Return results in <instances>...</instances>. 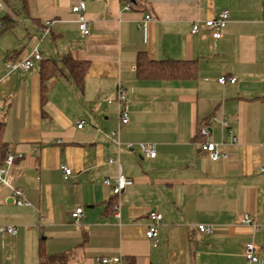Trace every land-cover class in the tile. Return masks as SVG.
I'll return each mask as SVG.
<instances>
[{
	"label": "crops",
	"instance_id": "1",
	"mask_svg": "<svg viewBox=\"0 0 264 264\" xmlns=\"http://www.w3.org/2000/svg\"><path fill=\"white\" fill-rule=\"evenodd\" d=\"M77 1L8 0L0 16L13 20L0 34V140L7 152L23 154L11 178L28 202L16 203L13 188L0 184V225L18 229L0 232V264H41V251L64 254L58 264H102L98 259L116 255L131 264H249V241L260 248L256 264H264V0H84L85 37L71 8ZM225 8L230 17L220 38L206 27L191 32L195 21ZM146 14L153 18L145 38ZM36 46L43 61L6 68V60L32 57ZM141 55L193 61L196 74L140 77ZM65 56L84 64L83 88ZM45 61L58 70L43 102ZM221 76L236 81L222 84ZM119 84L130 107L126 124L118 116ZM207 139L228 158L212 160L201 145ZM129 142L154 143L157 154L127 149ZM63 165L72 169L68 178ZM120 169L133 183L117 196V217L104 181ZM79 206L75 223L71 210ZM155 209L163 215L157 245L146 237ZM244 213L258 230L241 223ZM199 224L214 230L204 233Z\"/></svg>",
	"mask_w": 264,
	"mask_h": 264
},
{
	"label": "built area",
	"instance_id": "2",
	"mask_svg": "<svg viewBox=\"0 0 264 264\" xmlns=\"http://www.w3.org/2000/svg\"><path fill=\"white\" fill-rule=\"evenodd\" d=\"M0 7H4V3L2 0H0ZM72 11L77 14L78 17V25L80 34L85 37L90 34V27H89V19L86 15L87 5L84 0H78L76 3L72 5ZM126 8H130V4L126 6ZM230 17V10L228 8L222 9L221 11H218L215 13V15L211 18H208L204 21L197 20L193 23L191 32L197 33L202 27L208 28L212 36L215 39L220 38L223 35V30L227 26L228 20ZM151 14H146L145 17L141 20V27L143 28L145 38L147 33V27L149 21L152 19ZM51 20L45 21V31L49 30V27L51 25ZM44 59L43 54L38 49V47H34L32 50V57H24L22 59L18 60H6L5 66L9 70H29L33 65L34 61H42ZM228 80L231 82H235V77L228 78L227 76H221L218 78V81L222 84H225ZM117 100H118V116L120 118L121 123L126 124L129 122L130 119V107L127 99V93L125 88L119 84L117 87ZM214 119H217L214 117ZM85 124L84 120H81L78 122V127L82 128ZM223 124L227 127L230 134L232 135V141L236 142L237 137L233 134V131L230 127L229 120H223ZM201 134L205 137H208L210 134V127L204 126L201 128ZM118 136V132L114 131L111 133V137L115 138ZM117 145L119 148H121L123 145L122 143L117 140ZM202 149L206 151L209 155V157L212 160H224L228 158V154L222 150H220L217 146V144L214 141H211L209 139L205 140L201 143ZM125 147L127 149H135L136 147L139 148L142 155H145L147 157H155L157 154L156 151V145L151 142H129L125 144ZM23 154L21 152H8L5 156L2 164L0 165V184L1 185H8L13 188V200L18 204H26L28 203L26 199L24 198V191L20 188H15L12 186V178H11V168L14 165L15 160L18 157H22ZM110 162L114 161V158L109 159ZM62 169L65 174V178H68L72 174V169L66 165L62 166ZM105 184L111 186V192L112 195H119L125 187L133 183V179L130 177L125 176L122 173V170L120 169V172L118 175L111 180L110 178L105 179ZM115 209V215L117 217L120 216V205L117 202L114 205ZM83 214V207L79 206L75 209L71 210V216L75 223H80L81 217ZM163 221V215L158 210H152L149 213V223L146 229V237L150 239L154 245L158 244L159 241V225ZM240 221L243 224L252 225L256 230H258L260 227L256 223L253 216H251L248 213H244L240 217ZM198 228L200 231L210 234L213 232L214 227L213 225L209 224H199ZM17 227L14 225H0V232L3 234H7L9 236H13L17 234ZM244 255L248 260L249 264H256V263H262L263 260L260 258V248L258 245L254 243V241H249L245 245ZM102 264H129V262L121 255H116L112 257H102L98 259Z\"/></svg>",
	"mask_w": 264,
	"mask_h": 264
},
{
	"label": "trees",
	"instance_id": "3",
	"mask_svg": "<svg viewBox=\"0 0 264 264\" xmlns=\"http://www.w3.org/2000/svg\"><path fill=\"white\" fill-rule=\"evenodd\" d=\"M4 4L8 0H2ZM13 25V20L8 15L0 18V34ZM65 63L69 66L73 80L79 88L84 86L85 66L82 62L73 60L70 56L63 58ZM43 61V60H42ZM58 70L57 66L50 62L42 63L41 71V95L42 101H46L48 81L56 75ZM138 74L143 78H190L196 74V66L193 61L184 60H153L145 55H141L138 59L137 65ZM7 145L4 141L0 140V165L2 164L5 156L7 155ZM111 206L117 203V195H112ZM114 210V209H113ZM41 264H58L65 258L64 254L46 255L41 251ZM129 264L131 262L128 260Z\"/></svg>",
	"mask_w": 264,
	"mask_h": 264
},
{
	"label": "rangeland",
	"instance_id": "4",
	"mask_svg": "<svg viewBox=\"0 0 264 264\" xmlns=\"http://www.w3.org/2000/svg\"><path fill=\"white\" fill-rule=\"evenodd\" d=\"M3 13V7H0V16L2 15Z\"/></svg>",
	"mask_w": 264,
	"mask_h": 264
}]
</instances>
